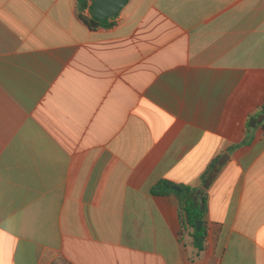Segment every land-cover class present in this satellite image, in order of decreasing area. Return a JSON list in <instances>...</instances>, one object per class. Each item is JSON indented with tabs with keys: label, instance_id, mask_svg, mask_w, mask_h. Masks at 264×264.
<instances>
[{
	"label": "crops",
	"instance_id": "crops-1",
	"mask_svg": "<svg viewBox=\"0 0 264 264\" xmlns=\"http://www.w3.org/2000/svg\"><path fill=\"white\" fill-rule=\"evenodd\" d=\"M119 14L96 33L77 0H0V264H264V0ZM217 157L198 251L151 189Z\"/></svg>",
	"mask_w": 264,
	"mask_h": 264
},
{
	"label": "trees",
	"instance_id": "trees-1",
	"mask_svg": "<svg viewBox=\"0 0 264 264\" xmlns=\"http://www.w3.org/2000/svg\"><path fill=\"white\" fill-rule=\"evenodd\" d=\"M79 19L87 26L91 32H109L120 22V14H116L107 19H99L93 13L92 0H77ZM260 120V124H257ZM261 125L264 129V103L247 121V129ZM220 158L211 161L206 170L201 175L202 188H194L182 184H174L167 180L157 182L151 189L153 195L168 196L175 198L178 203L182 221L192 230L193 244L198 251L203 249L205 230L203 228L204 218L207 210V195L205 190L213 181V171ZM178 188L179 190H175ZM199 199V202L197 201ZM202 222V226L197 229V224Z\"/></svg>",
	"mask_w": 264,
	"mask_h": 264
},
{
	"label": "water",
	"instance_id": "water-1",
	"mask_svg": "<svg viewBox=\"0 0 264 264\" xmlns=\"http://www.w3.org/2000/svg\"><path fill=\"white\" fill-rule=\"evenodd\" d=\"M93 13L99 19H107L120 13L130 0H92ZM175 190H179L175 188ZM202 226V222L197 224V229Z\"/></svg>",
	"mask_w": 264,
	"mask_h": 264
}]
</instances>
